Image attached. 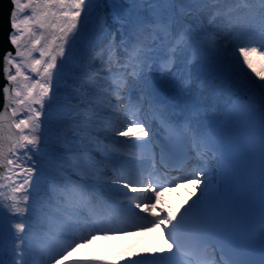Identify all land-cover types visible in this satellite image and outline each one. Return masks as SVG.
<instances>
[{
  "label": "snow or ice",
  "instance_id": "obj_1",
  "mask_svg": "<svg viewBox=\"0 0 264 264\" xmlns=\"http://www.w3.org/2000/svg\"><path fill=\"white\" fill-rule=\"evenodd\" d=\"M103 2L12 0L13 31L9 40L15 54L10 50L4 57L8 83L3 91L8 106L0 110V168L7 173L0 175V264H5L6 247L13 257L9 264H25L26 248L38 251L46 264H107L87 256L69 257L81 244L100 237L122 236L128 231L156 233L161 241L155 247L141 248L140 253L130 252L129 257L143 253L157 260L167 254L177 264H209L204 256L209 221L200 197L193 192L177 207L159 206L168 186H178L189 179L201 189V196H206L210 181L204 180L208 173L199 168L166 186L156 174L168 171L178 142L173 139L157 146L143 121L127 117L126 122L112 120L111 116L119 115L113 103L127 104L141 96L147 103L150 96L155 103L165 104L157 100L150 76L158 68L148 51L155 41H143L138 33L167 34L176 39L178 46L201 41L209 54L224 38L247 36L259 48L239 46L237 54L242 57V65L260 78V122L264 127V51L260 50L264 48V0H259L258 7L251 0L245 4L243 11L250 13V19L243 31L234 22L232 9L213 7L207 15L211 20L223 21L226 37L208 33L201 23L205 12L195 11L189 0H143L144 8L129 14L124 23L118 10L115 31L105 14L101 33L108 31L111 39L104 47L93 50L91 64L81 70L77 95L72 97L74 103L66 113L68 121L57 139L60 163L47 182L45 206L35 207L31 194L38 171L35 157L42 144L43 109L51 98L54 72L58 60L65 58L69 41L79 34L82 13L90 4L99 8ZM160 5H164L163 10ZM117 33H122V44L116 40ZM257 60L262 65L260 69L256 67ZM171 119L176 120L174 116ZM217 145L211 135L197 136L193 153L208 155L219 151ZM259 154L264 172V134L259 140ZM225 161L222 175L228 179L232 159L225 156ZM12 220L16 222L6 223ZM183 230L191 234L190 241L185 240ZM186 247L189 251L185 253ZM218 247L224 255L214 264H235L225 246ZM181 253L190 259L179 260ZM128 264L137 261L130 259Z\"/></svg>",
  "mask_w": 264,
  "mask_h": 264
},
{
  "label": "bare ground",
  "instance_id": "obj_2",
  "mask_svg": "<svg viewBox=\"0 0 264 264\" xmlns=\"http://www.w3.org/2000/svg\"><path fill=\"white\" fill-rule=\"evenodd\" d=\"M247 2L248 0H209L208 5L202 10L205 12V16L201 18V23L208 29V33H219L220 36L226 37L227 32L223 21L219 18L211 20L207 13H210L213 10V7L219 8L220 10L232 9L233 20L239 26L240 31H243V29L247 27V22L250 19V13L243 11ZM251 2L257 7L259 6V0H251ZM255 36L258 40L259 33L256 32ZM167 37L169 36H166L165 39ZM170 39V47H172L167 50L168 52L166 55H158L148 49L149 54L152 55L154 61L158 63V68L154 69V73H151L150 76L159 75V79L163 82L166 88L175 94L180 104L182 101L187 103L192 95L199 97L200 107L185 106L184 108L190 110L194 115H197L198 117L200 116L203 120L204 118L211 116L219 121L222 120L225 115L226 106L231 103L234 98L246 97L249 100L252 99L260 110L262 95V89L258 82L260 78L256 77L251 69H247L246 65H242V57L237 54L239 46H256L259 48L258 43L250 41L247 36H241L240 39L227 37L216 46L214 53L209 54L203 50V42L201 41H193L186 46H178L176 39L173 36L169 37V41ZM117 41L121 44L123 43L119 38H117ZM260 50L264 51V48H261ZM189 51L191 52L190 54L194 56L191 61L192 63L188 62ZM196 61L199 62L197 63ZM188 63H191L190 70L187 69ZM178 65L179 68H177ZM256 67L257 69L262 67L258 60L256 61ZM168 69H171V71L168 72ZM157 71L165 74L161 75L160 73H156ZM199 71L205 77L204 83L198 81L200 77L198 74ZM249 73H251V75H249ZM253 77H255V79ZM206 81H210V85H207ZM188 83L191 84L190 87H183V85ZM197 87H201L202 90H204L199 91L196 89ZM140 102L141 99H130L127 104L114 102L113 109L118 111L119 115L111 116V119L116 122L125 120V117L132 120H140L143 121L145 127L148 128L149 122L147 117L142 114V105H140ZM179 103L177 102V105H180ZM188 103H191V101ZM197 123V126L191 133L193 139L194 137L196 138L198 132H201L200 125L202 126V124L199 122ZM194 146H196V143ZM36 161L38 164V171L46 172L56 171L60 163V160L57 158L54 160L55 162H50L47 159L45 161L36 159ZM190 168H193V165H191ZM205 181L207 180H204V182ZM190 184H193V181ZM201 186L203 187V184ZM173 187L175 188L177 186ZM184 187L186 188V186ZM194 189H196L195 185L191 190L193 191ZM191 190L187 191L186 189L187 194L191 195ZM144 236H149L150 239L148 241L145 239H136L131 245H126L120 238L122 236H115L116 247L113 245L109 246L111 254L115 256H112V259L118 257L117 260H120L123 256H126V259L123 260L129 261L130 259H138V263L147 264V262L144 261L145 255L148 256L147 254L141 253L140 255H137V257L132 256L134 258H130L128 255L130 252L140 253L141 248L149 246L155 247L161 242L156 233L149 232L145 233ZM116 239L118 240V243ZM180 259L181 258L179 257V260ZM159 260L163 261L164 264L177 263L175 261H170L167 255L162 259H157V261Z\"/></svg>",
  "mask_w": 264,
  "mask_h": 264
},
{
  "label": "rangeland",
  "instance_id": "obj_3",
  "mask_svg": "<svg viewBox=\"0 0 264 264\" xmlns=\"http://www.w3.org/2000/svg\"><path fill=\"white\" fill-rule=\"evenodd\" d=\"M208 2L209 0H189L191 7L197 12L202 11L208 5ZM163 7L164 5H160L161 10H163ZM142 8H144L143 0H139L138 3L134 2V0H104L99 8L93 3L82 13L79 34L69 41V44L66 46L65 58L62 61L58 60L57 69L54 72L51 98L50 101L46 102L43 109L42 144L35 159H41L42 161L47 159L50 162H55L54 160L56 158L60 160V156L58 155L59 151L56 147L57 139L63 135L64 125L68 121L66 113L72 107L69 101L72 100L73 96L77 95L75 87L81 83L79 78L81 70L91 64L95 55L93 50L104 47L107 41L111 39V35L108 31L101 33L104 15L107 14L108 23L113 31H115L114 17L118 10L120 11L121 17L126 18L129 14L134 15L136 11ZM158 35L159 34L148 36L138 33L139 39L143 41H155L151 49H155L153 51L161 55L164 52L160 50L161 45L158 43H162L163 40L162 37L157 38L156 36ZM166 36L169 35L166 34ZM169 37L166 38L168 46L170 44ZM117 38H119L118 33L116 35V40ZM33 79H35V76H33ZM114 111L118 113V111ZM19 118L22 117L18 116L17 119ZM54 172L55 170L51 172L37 171L33 188L31 189L33 206H45V194L48 190L47 182ZM5 175H7V173ZM14 222L16 221H6L9 225ZM104 240V237H100L92 240L90 243L81 244L80 247L76 248L75 251L70 254L69 259H71V257L87 256L105 262L106 257H108V255L110 256L111 252L109 250V245H107ZM92 243H96L97 246L93 247ZM3 259L5 264H9V261L13 259L11 253L8 251V247L5 248ZM24 260L25 264H46L41 254L30 248H26ZM61 264H63V261Z\"/></svg>",
  "mask_w": 264,
  "mask_h": 264
},
{
  "label": "water",
  "instance_id": "obj_4",
  "mask_svg": "<svg viewBox=\"0 0 264 264\" xmlns=\"http://www.w3.org/2000/svg\"><path fill=\"white\" fill-rule=\"evenodd\" d=\"M13 7L12 0H0V110H3L2 106H8V101L3 91L5 85L8 83L4 73V57L10 50L15 54V48L9 40L13 30L10 20ZM4 172L5 170L0 168V175H3Z\"/></svg>",
  "mask_w": 264,
  "mask_h": 264
}]
</instances>
